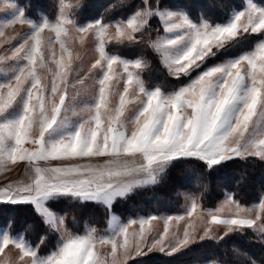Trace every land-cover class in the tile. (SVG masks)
Instances as JSON below:
<instances>
[{
  "label": "snow or ice",
  "instance_id": "1",
  "mask_svg": "<svg viewBox=\"0 0 264 264\" xmlns=\"http://www.w3.org/2000/svg\"><path fill=\"white\" fill-rule=\"evenodd\" d=\"M260 4L247 0L246 6L230 9L221 22L203 14L193 19L183 9H161L158 0L155 7L152 0H141L127 16L106 22L101 15L82 23L67 17L63 9L54 22L37 21L13 4L11 18L0 27L26 23L31 30L11 48L10 55L0 56L4 65L0 73L6 77L0 82V167L26 162L33 175L28 182L0 189V203L31 205L46 232L35 245L22 234L0 233V254L11 245L19 251V261L28 258L26 264H126L133 255H145V248L171 255L189 245L188 227L182 237L169 235L170 222L184 216L166 217L159 238L150 239L145 225L151 229L158 217L123 223L112 209L136 188L157 183L177 161L196 160L212 172L236 158L264 160V0ZM153 18L159 19L163 32L156 29L155 39L151 36ZM46 29L55 33V41L42 38ZM72 29L81 34V45L92 40L96 54L90 68L98 70L93 77L96 90L83 107L77 104L79 90L70 93L83 83L81 79L71 82L74 60L80 58L68 43ZM253 34L260 37L258 42L240 51L242 42ZM54 42L67 59L53 57L56 71L49 86L37 69L45 66V52ZM139 44L159 56L170 77L188 78V83L173 92L146 87L142 72L148 62L144 58L128 59L108 51L110 45ZM232 49L239 54L233 55ZM113 81L123 82L114 109ZM101 157L106 158L102 164L93 163ZM41 161L85 162L43 168ZM63 199L105 206L110 213L108 230L100 236L95 228L84 234L69 231L66 216L56 210ZM233 204L234 213L222 218L219 213ZM198 207L192 198L187 216ZM257 208L253 218V209L229 195L214 211L207 210L210 220L200 239L210 236V225L224 227L218 239L246 229L264 237V200ZM134 224H139V231L130 234ZM48 232L59 234V240L41 255ZM98 244L110 245L107 257L97 251Z\"/></svg>",
  "mask_w": 264,
  "mask_h": 264
},
{
  "label": "trees",
  "instance_id": "2",
  "mask_svg": "<svg viewBox=\"0 0 264 264\" xmlns=\"http://www.w3.org/2000/svg\"><path fill=\"white\" fill-rule=\"evenodd\" d=\"M259 2L260 0H254ZM156 6L157 0H152ZM39 8L49 10L54 0H32ZM141 0H83L76 10L78 17L93 19L102 15L107 19L127 16L139 6ZM159 7L183 9L191 18L196 19L201 14L210 21H224L230 9L243 5L244 0H158ZM225 6H228L227 8ZM153 31L161 26L157 18L151 20ZM119 52L128 57H144L148 67L143 71V77L148 84L165 82L171 79L156 53L146 45L119 46ZM174 83V82H173ZM195 194L202 205L213 206L225 195L230 194L242 204H249L264 193V160L258 157L236 158L230 160L212 172L207 171L201 162L196 160H181L170 166L157 183L136 188L126 199L115 202L112 213L122 217L128 214H158L173 213L182 205L181 192ZM0 217L9 218L7 225L12 232L23 231L29 242H39V237L45 235V228L33 207L28 204L0 203ZM56 210L66 215L67 226L72 230L81 231L84 222H91L98 229L106 226L109 212L105 206L97 203H78L71 199H63L56 204ZM48 241L56 242L55 233L48 232ZM47 240L45 242H47ZM198 242H231L236 247L249 250L254 247L249 242H264L252 230L242 233L235 232L219 240H202ZM221 252L216 245L209 246L205 252L209 256L228 257L230 251Z\"/></svg>",
  "mask_w": 264,
  "mask_h": 264
},
{
  "label": "rangeland",
  "instance_id": "3",
  "mask_svg": "<svg viewBox=\"0 0 264 264\" xmlns=\"http://www.w3.org/2000/svg\"><path fill=\"white\" fill-rule=\"evenodd\" d=\"M55 3H51V7L49 10L39 8L38 6L34 5L32 3V0H0V25H4V21L11 18V15L14 11V8L12 5H16L17 7H21L25 10L26 15L32 19H35L37 21H40L43 18H48L50 21H55L57 15L59 14L60 10L63 9L65 15L71 19H76L78 22L82 23L85 20H91L89 18H83L78 17L76 15V10L79 8V4L83 0H54ZM257 3L258 6H261L259 2ZM247 0H244L243 6H246ZM162 9H171V10H178L179 8L172 9V8H162ZM101 16V15H100ZM97 18V17H96ZM95 19V18H93ZM105 21H111L113 19H107L104 18ZM118 19V18H114ZM158 19V18H157ZM227 19V18H226ZM225 19V20H226ZM159 21V19H158ZM223 22V21H221ZM160 23V21H159ZM161 26V24H160ZM71 28V26H69ZM31 29L28 24L24 23H17L14 25H7L0 27V31L3 32V35L0 36V56L10 55L11 48L21 42V37L29 32ZM160 34L162 35V28ZM42 38L47 40L48 38H52L53 41H55V33L50 32L49 30H45L42 34ZM81 34L75 32L74 29L70 31L71 39L68 41L70 48L72 49L74 56L76 53H79V59H75L73 63V76L71 77V82L75 83L77 79L83 80L82 84H76L75 89H70L71 92H75L79 90L80 95L77 96V104L80 107H83V105L90 101V98L92 94L96 90V85L93 77L98 75V70H91V64L94 62L96 58V54L93 49V42L89 38L83 45L79 43V37ZM156 34L152 35V38H156ZM258 37L256 34H253L251 37L248 38V40L243 41L242 45L240 46V51L244 50H250L252 47H254L255 43L258 42ZM63 39V37H62ZM10 41V43H9ZM119 47L109 46L108 51L113 54H118L121 57L128 58V59H136L141 57H128L119 52ZM231 53L233 55L239 54L237 49H232ZM63 55L65 60L67 59V54L62 53L59 44L53 43L51 50H48L45 52V66L43 68L38 67L37 71L40 75L42 82L45 84L51 85L53 74L56 71V63L53 59L55 57V60H59L60 56ZM158 56V55H157ZM144 58V57H142ZM159 58V56H158ZM228 57L225 56L222 59H227ZM145 59V58H144ZM146 60V59H145ZM160 60V59H159ZM214 62H220V61H214ZM8 64H11V61L7 62ZM163 66V65H162ZM4 67L3 64H0V68ZM116 70L119 72L121 71L119 66H115ZM164 68V66H163ZM165 69V68H164ZM167 73V69H165ZM168 75V73H167ZM169 76V75H168ZM170 77V76H169ZM142 78L145 81L143 77L142 72ZM173 80L160 82V83H153L148 84L145 81L146 87H154V86H160L163 91L165 92H173L177 90L179 87L185 85L188 83V78L182 77L181 79L177 80L173 77H170ZM6 77L3 75V73H0V82L5 80ZM174 82V83H173ZM113 94L111 97L112 100V107L115 108L116 105L119 103V93L123 90V82L121 81L119 84L116 83V81H113ZM112 114V113H109ZM26 148L32 149L33 145L26 144ZM68 164H75L76 161H67ZM230 194L225 195L221 200H219L216 204L213 206H204L200 202L199 198L190 192H181L182 197V205L179 210L173 213H166L161 212L158 214H128L127 216H120L116 213H114L116 216L120 218V220L123 223H127L130 219H138V218H144L149 215H155L158 217L157 220L152 221L151 229H149L148 225H145L146 231H151V238H159V234L163 232L164 228V220L168 216H184L183 220H173L169 224V235L171 236L172 233H178L181 237L183 236L184 229L188 227V230L191 234V242L186 247L180 249L178 252L173 253L171 255H168L166 252H160L158 249H153L152 251H148L147 248L144 249L145 255L143 256H134L132 258L127 259L126 264H220V262H223V264H264V242H249L254 247H250L249 250L244 251L243 249L236 247L231 242H215L212 244L211 242H198L202 241L200 239L201 236H203V229L205 226L208 225V221L210 220V217L207 215V210H215L217 207H219L229 196ZM192 198H195L197 204L199 207L197 210L193 213L191 217L187 216V211L189 210ZM234 199V198H233ZM264 200V193L260 195L259 198L256 200L250 202L249 204H242L236 199H234L235 202H237L239 205L245 207V208H251L253 209V218L255 216L256 211L258 210L257 206L258 204ZM1 205V204H0ZM235 211V204L231 206H226L224 208V211L219 213V215L224 217L231 216ZM62 215H65L64 213L59 212ZM241 215H244V213H241ZM2 215L0 218L3 221L4 224L9 225V218L4 219ZM66 216V215H65ZM110 218V214H109ZM109 218L107 219L106 226L102 229H98L94 224L91 222H84L82 225L81 231L79 230H72L68 226L69 231L75 233V234H84L87 229L89 228H95L97 236L103 235L109 228ZM7 225H3L0 223V233L8 232L12 235L22 234L25 237V233L23 231H17L12 232ZM67 225V222H66ZM191 225V227H189ZM211 227V233L209 237H205L203 240H219L218 237L224 235V227L222 225H210ZM251 230V229H250ZM139 231V224L131 225L129 228V233L132 232H138ZM253 233L260 237L264 241V237H262L258 232L255 230H252ZM57 238L56 242H45V244L40 248V254L45 255L50 250H52L55 245L57 244L59 240V234L55 233ZM210 237H217V239L210 238ZM26 238V237H25ZM27 241H29L26 238ZM122 242V241H121ZM33 245L37 244L38 242H31ZM216 245L219 247L221 252L226 251V247H228L230 253L228 257H214L209 256V253L205 252L206 249H209V246ZM97 251L102 255L107 257L108 253L110 252V245H97ZM28 258H25L24 262L19 261V251L15 249L13 246H9L5 249L3 254H0V264H3V262H7V264H26ZM108 259H111L108 257ZM121 260H123V257H121Z\"/></svg>",
  "mask_w": 264,
  "mask_h": 264
},
{
  "label": "crops",
  "instance_id": "4",
  "mask_svg": "<svg viewBox=\"0 0 264 264\" xmlns=\"http://www.w3.org/2000/svg\"><path fill=\"white\" fill-rule=\"evenodd\" d=\"M105 159V157L97 158L93 161V163L102 164ZM76 162L83 163L85 161ZM39 163L43 168L68 165L67 161H41ZM31 175H33V173L26 162H19L15 165L9 164L7 167H0V189L6 187L9 184L28 182Z\"/></svg>",
  "mask_w": 264,
  "mask_h": 264
}]
</instances>
